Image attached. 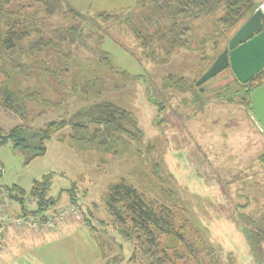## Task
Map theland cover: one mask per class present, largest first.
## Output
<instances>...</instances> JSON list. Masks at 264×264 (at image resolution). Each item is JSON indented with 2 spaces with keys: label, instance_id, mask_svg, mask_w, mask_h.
I'll list each match as a JSON object with an SVG mask.
<instances>
[{
  "label": "trees",
  "instance_id": "trees-1",
  "mask_svg": "<svg viewBox=\"0 0 264 264\" xmlns=\"http://www.w3.org/2000/svg\"><path fill=\"white\" fill-rule=\"evenodd\" d=\"M259 1L135 0L134 8L95 12L89 24L85 14L68 0H0V107L19 118V123L7 131L0 127V144L9 140L24 150L25 163L44 154L46 142L52 136L87 161L94 156L99 164L106 157L113 158L131 149L141 137L136 116L114 100L98 95L106 85L102 66L123 82L128 79V73L116 66L110 54L97 43L91 46L96 54V67L80 61L77 42L96 37L102 26L106 30V27L124 25L140 48L142 58L152 63H168L180 50L199 55L203 65L196 78ZM185 78L168 73L159 88L186 90L192 93L194 101L201 103V108L202 102L210 97L251 109V91L264 84V66L244 83L229 67L199 86L193 79L183 89ZM69 97L82 103L68 109ZM49 110L56 113L55 118L37 127L36 119L47 116ZM153 145L150 141L142 148L136 146L135 153L144 173L155 185L158 198L146 201L125 177L112 181L100 195L114 219L113 228L134 245L128 260H138L139 264H195L197 261L216 264L213 247L204 243L200 231L168 188L158 158L151 155ZM257 158L264 185V150ZM50 183L51 174H46L32 181L28 194L18 185L6 188L9 200L3 203L4 210L15 216L42 218L53 209L59 194L54 198L48 194ZM72 186L68 190L69 199L78 205L74 183ZM26 197L34 200V208L27 209ZM13 199L18 205H12ZM165 199L179 207L175 214ZM238 215L246 218L240 224L241 230L252 244L264 238L263 220L256 221L243 213ZM259 216L264 219V210ZM85 219L101 257L105 258V264H110L106 259L105 233L95 228L90 218ZM187 235L193 238V243L186 240ZM194 244L201 249L194 250Z\"/></svg>",
  "mask_w": 264,
  "mask_h": 264
},
{
  "label": "rangeland",
  "instance_id": "rangeland-1",
  "mask_svg": "<svg viewBox=\"0 0 264 264\" xmlns=\"http://www.w3.org/2000/svg\"><path fill=\"white\" fill-rule=\"evenodd\" d=\"M68 1L85 14L89 24L95 12L135 5V0ZM100 29L96 37L77 42L79 60L95 68L96 54L91 46L97 43L110 54L116 66L128 73V79L123 82L102 66L106 85L98 95L130 110L137 118L141 137L137 145L116 157H106L101 164L94 156L85 160L55 136L46 142L45 153L28 163L24 150L9 140L1 143L0 197L4 203L9 200L6 188L18 185L28 194L33 180L51 174L48 194L54 198L59 193L53 209L75 208L63 222L55 223L54 231L47 234L50 236L47 242L31 241L17 257L10 258L11 264H105L85 225V217L105 233L106 259L110 264H139L138 260H128L134 245L113 228L114 219L100 195L112 181L125 177L146 201L159 197L135 153L136 146L142 148L150 141L154 144L151 155L158 158L175 202L198 228L204 243L213 247L216 264H264L263 236L257 244H252L241 230L240 224L246 218L238 215L243 213L264 221L259 216L264 210V185L257 158L264 150V130L251 109L210 97L202 102L201 108V103L194 101L192 93L186 90L176 87L160 90L162 78L168 73L186 77L183 89L196 80L195 75L203 65L199 55L180 50L168 63L155 64L142 58L140 48L124 25ZM68 101V109L82 103L75 97H69ZM55 115L49 110L47 116L36 119L35 125L44 126ZM17 123V115L0 107L3 130ZM73 183L78 205L69 199L68 190ZM12 201V205H18V201ZM164 202L175 214L179 207L172 206L169 199ZM25 205L31 209L35 202L26 197ZM186 240L193 243L189 235ZM46 243L51 245L42 247ZM193 248L198 250L201 246L194 244Z\"/></svg>",
  "mask_w": 264,
  "mask_h": 264
},
{
  "label": "water",
  "instance_id": "water-1",
  "mask_svg": "<svg viewBox=\"0 0 264 264\" xmlns=\"http://www.w3.org/2000/svg\"><path fill=\"white\" fill-rule=\"evenodd\" d=\"M264 66V13L257 9L229 37L224 48L194 84L206 80L229 67L240 82L248 81ZM251 111L264 130V84L251 91Z\"/></svg>",
  "mask_w": 264,
  "mask_h": 264
},
{
  "label": "built area",
  "instance_id": "built-area-1",
  "mask_svg": "<svg viewBox=\"0 0 264 264\" xmlns=\"http://www.w3.org/2000/svg\"><path fill=\"white\" fill-rule=\"evenodd\" d=\"M261 10L264 13V0L259 1L254 10ZM75 208L72 206L60 207L44 213L42 218L22 217L12 215L3 208V201L0 197V255L7 248L5 235L8 231L16 228L28 227L38 229L40 227H54L55 223L64 219Z\"/></svg>",
  "mask_w": 264,
  "mask_h": 264
},
{
  "label": "crops",
  "instance_id": "crops-1",
  "mask_svg": "<svg viewBox=\"0 0 264 264\" xmlns=\"http://www.w3.org/2000/svg\"><path fill=\"white\" fill-rule=\"evenodd\" d=\"M61 221L63 222V220H60V222ZM54 229L53 227H40L38 229L22 227L8 231L5 235L7 248L0 255V264H11L12 261H10V258L13 256L17 257L19 254L18 252L23 246L25 247L33 240H36L38 243L47 242L50 238L47 234L54 231ZM49 245H51V243L43 244L42 247H48Z\"/></svg>",
  "mask_w": 264,
  "mask_h": 264
}]
</instances>
